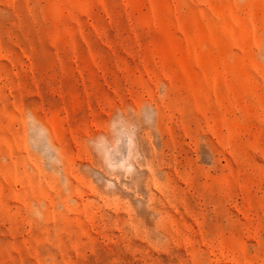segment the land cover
<instances>
[{
  "label": "rangeland",
  "instance_id": "374dc122",
  "mask_svg": "<svg viewBox=\"0 0 264 264\" xmlns=\"http://www.w3.org/2000/svg\"><path fill=\"white\" fill-rule=\"evenodd\" d=\"M0 264H264V0H0Z\"/></svg>",
  "mask_w": 264,
  "mask_h": 264
}]
</instances>
